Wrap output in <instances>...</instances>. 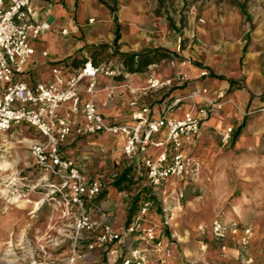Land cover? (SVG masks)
I'll return each instance as SVG.
<instances>
[{
    "label": "rangeland",
    "instance_id": "rangeland-1",
    "mask_svg": "<svg viewBox=\"0 0 264 264\" xmlns=\"http://www.w3.org/2000/svg\"><path fill=\"white\" fill-rule=\"evenodd\" d=\"M168 1L171 10L159 3L156 14L170 19L167 35L173 44L165 48L155 42L146 49L168 52L173 47L174 55L202 44L180 24L187 16V4L195 0ZM228 1L242 5L250 30L264 17V0ZM106 45L108 51L113 50L112 45ZM118 52L99 64L118 67ZM245 111L239 113L247 118ZM220 133L211 130L206 134L194 156V166L182 177L169 179L153 197L147 222L154 226L157 242L147 243L143 235L135 238L133 248L139 252L140 264H264V134L253 142L249 135L243 142L231 144L229 139L223 141ZM37 138L27 125L0 132V264H27L33 258L40 264L62 262L68 255L61 253L69 247L66 234L72 218L63 214V198L52 193V179L45 181L29 157V146ZM92 147L95 161L85 173L101 175L109 185L123 170L124 159L106 141L97 139L83 141L77 154ZM116 190L126 218L129 208L134 207V213L147 196L140 184L127 181ZM125 221L118 227L125 226ZM92 255L86 262L120 264L115 253L96 249Z\"/></svg>",
    "mask_w": 264,
    "mask_h": 264
},
{
    "label": "built area",
    "instance_id": "built-area-1",
    "mask_svg": "<svg viewBox=\"0 0 264 264\" xmlns=\"http://www.w3.org/2000/svg\"><path fill=\"white\" fill-rule=\"evenodd\" d=\"M31 1L0 0V132L27 125L38 136L29 146V157L45 181L52 179V193L63 198V214L72 218L66 234L68 255L62 264L89 260L96 249L106 254L113 251L120 264H140L139 252L133 248L135 238L143 235L147 243L157 242L154 226L147 222L153 197L159 195L169 179L182 177L194 166L190 148L202 123L228 101L226 91L219 89L209 96L208 89L202 87L186 95H172L176 87L188 80L185 73L176 70L165 78L149 76L142 87L120 84L130 95L131 120H109L97 110L95 87L100 74L111 79L123 75L122 64L94 65L87 59L73 70L66 65L52 67L51 79L47 81L31 83L21 78L35 52L34 39L49 28L44 22H34ZM61 32L66 33V29ZM47 55L46 51L41 52V56ZM175 62L176 59L168 61L171 67ZM179 64L182 66L184 61ZM207 75V70L200 72L201 77ZM120 85H106L107 97L112 98ZM82 86L86 99L81 95ZM151 94L165 98L157 117L144 103ZM186 100L190 108L180 117L175 116L173 111ZM255 113L264 120V106L245 111L246 115ZM77 115L82 118L80 124L76 122ZM231 132V127L221 131L222 140L226 142ZM97 133L122 139L121 154L131 161L135 179L147 194L125 226L113 227L110 213L97 202L105 183L85 174L77 161L64 152L71 134ZM27 264L40 263L33 258Z\"/></svg>",
    "mask_w": 264,
    "mask_h": 264
},
{
    "label": "crops",
    "instance_id": "crops-1",
    "mask_svg": "<svg viewBox=\"0 0 264 264\" xmlns=\"http://www.w3.org/2000/svg\"><path fill=\"white\" fill-rule=\"evenodd\" d=\"M159 3H163L166 10H171L168 0H32L31 4L35 11L34 22H44L49 28L34 39L35 52L25 65L21 78L31 83L47 81L51 79V68L54 66L66 65L71 70L79 68L80 64L75 66L70 60L73 57L78 59L88 57L87 52L91 45L110 44L113 47L116 26H118L119 38L115 49L119 54L139 52L146 47L155 46V42L168 48L173 44L172 39L167 35V27L171 26V21L156 14ZM180 6H183L182 2ZM186 7H188L187 16L180 24L185 26L188 35L193 34L202 44L191 46L189 42L191 48L188 47L174 55L172 47L167 51L173 56L168 55L167 58L153 66H148L141 72L125 71L123 75L114 79L100 74L95 87V102L97 110L105 118L120 122L130 121L133 110L129 106L130 95L127 88L121 87L120 84H128L135 88L142 87L149 76L165 78L176 70L185 73L188 80L176 87L172 95H186L193 89L206 87L209 91L208 95L212 96L217 90L224 89L228 101L221 110L214 111L202 123L190 148L194 159L203 137L211 130L224 131L231 127L233 130L229 134L231 144L243 142L245 136L249 135L253 142L264 134V121L258 113L248 115L247 118L239 113L264 106V17L250 30L246 12L243 14L238 5H233L228 0H195ZM89 18H95L97 22L89 24L86 22ZM199 19L202 21L200 22ZM63 29H66V33L61 32ZM42 51H46L48 55L41 56ZM169 59H176L173 67L169 65ZM180 61H184L182 66L179 64ZM203 70L208 71L205 77L200 76ZM113 82L120 85V88L112 98H108L105 86ZM81 95L83 99L87 98L83 86ZM164 100L165 98L160 94H151L144 99V103L151 108L153 117L160 114ZM189 108L190 103L186 100L173 111V114L180 117ZM76 122L82 123L80 115L76 116ZM241 123H243L242 128L236 138H233ZM84 139L106 141L111 149L124 159V168L119 174H126L123 182L138 185L131 161L121 154L122 139L106 133L89 136L70 135L64 152L81 163L84 173L91 169L96 157L93 147L87 151L80 150L77 154L78 147L85 141ZM93 177L102 180L101 175H93ZM115 179L109 185L105 184L104 194L99 196L97 202L108 209L112 225L118 227L125 219V222H128L133 212L130 214L131 208H129L126 218V212L117 195L118 188L113 186ZM67 252L68 250L64 249L62 256ZM46 264H62V262L51 260ZM74 264L91 263L77 261Z\"/></svg>",
    "mask_w": 264,
    "mask_h": 264
},
{
    "label": "trees",
    "instance_id": "trees-1",
    "mask_svg": "<svg viewBox=\"0 0 264 264\" xmlns=\"http://www.w3.org/2000/svg\"><path fill=\"white\" fill-rule=\"evenodd\" d=\"M237 5L240 7L241 12L245 14V11L243 10L242 5L240 4H237ZM114 20L116 21V17H114ZM118 38H119V31H118V26H116L115 32H114V39L112 43L114 49L112 51H108V46L106 44H99L95 47L89 48V52L91 53V55H89L88 57L82 58V59L73 57L70 60V63L75 66H79L78 64H80L81 66L87 59H90L94 65H98L104 57L116 54L115 48L117 47ZM119 55L121 56V64H122L123 70L129 73H133V72H141L147 69L148 66L155 64L164 58H167L169 53L164 50L158 49V48H153V49H144V50H141L135 53H120ZM242 126H243V123L239 125L233 138H236ZM125 179H126L125 173L119 175L113 182V186H115L116 188H119L121 183ZM136 201L137 199H134L133 205H135ZM133 210H134V207H131L130 214L131 212H133Z\"/></svg>",
    "mask_w": 264,
    "mask_h": 264
}]
</instances>
